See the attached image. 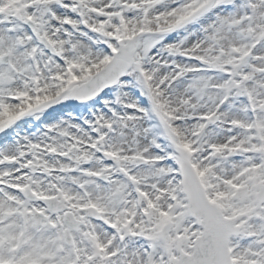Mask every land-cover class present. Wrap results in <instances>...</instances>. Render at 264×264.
I'll list each match as a JSON object with an SVG mask.
<instances>
[{"label":"snow or ice","instance_id":"6c2138e0","mask_svg":"<svg viewBox=\"0 0 264 264\" xmlns=\"http://www.w3.org/2000/svg\"><path fill=\"white\" fill-rule=\"evenodd\" d=\"M0 264H264V0H0Z\"/></svg>","mask_w":264,"mask_h":264}]
</instances>
